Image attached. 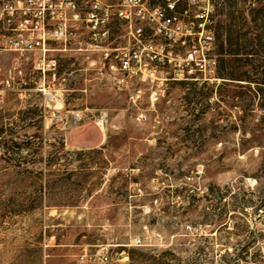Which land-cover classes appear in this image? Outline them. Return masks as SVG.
<instances>
[{"label":"rangeland","instance_id":"1","mask_svg":"<svg viewBox=\"0 0 264 264\" xmlns=\"http://www.w3.org/2000/svg\"><path fill=\"white\" fill-rule=\"evenodd\" d=\"M214 29L216 80L111 72L117 20L55 71L0 53V264L136 236L131 264H264V0H218Z\"/></svg>","mask_w":264,"mask_h":264},{"label":"built area","instance_id":"2","mask_svg":"<svg viewBox=\"0 0 264 264\" xmlns=\"http://www.w3.org/2000/svg\"><path fill=\"white\" fill-rule=\"evenodd\" d=\"M217 6L218 0H0V53L13 56V80L26 72L55 71L53 53L82 44L85 29L92 41L105 37L117 20L128 43L103 54L111 72L143 73L144 81L158 64L173 72V80H216ZM146 245L141 236L127 244L98 245L94 253L85 249L75 264H131L127 250ZM113 247H120V254H113Z\"/></svg>","mask_w":264,"mask_h":264},{"label":"bare ground","instance_id":"3","mask_svg":"<svg viewBox=\"0 0 264 264\" xmlns=\"http://www.w3.org/2000/svg\"><path fill=\"white\" fill-rule=\"evenodd\" d=\"M113 254H120V247H113Z\"/></svg>","mask_w":264,"mask_h":264},{"label":"trees","instance_id":"4","mask_svg":"<svg viewBox=\"0 0 264 264\" xmlns=\"http://www.w3.org/2000/svg\"><path fill=\"white\" fill-rule=\"evenodd\" d=\"M235 42H236V44H239V37L238 36H236Z\"/></svg>","mask_w":264,"mask_h":264}]
</instances>
